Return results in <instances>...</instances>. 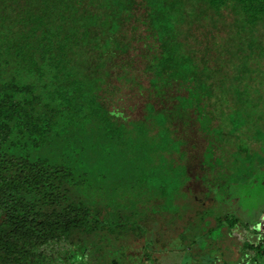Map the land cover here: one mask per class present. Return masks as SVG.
I'll use <instances>...</instances> for the list:
<instances>
[{
  "label": "trees",
  "instance_id": "obj_1",
  "mask_svg": "<svg viewBox=\"0 0 264 264\" xmlns=\"http://www.w3.org/2000/svg\"><path fill=\"white\" fill-rule=\"evenodd\" d=\"M229 15L233 16L231 43L215 33L217 21ZM202 19L211 26L202 24L206 28L201 30ZM259 26L264 27V0H0V264H140V258L134 263L128 255L125 245L130 240L124 238L128 232L137 238L147 232L130 223L109 224L102 213L106 195L99 194L97 179L90 176L88 183L80 176V152L68 144L55 150L47 146L56 139H68L67 117L72 109H97L103 114L102 122L119 124L108 111L106 93L117 86L111 84L109 72L103 71L105 56L118 60L119 54L128 55L135 44L149 38L153 46L139 55L144 62L141 74H151L149 89L155 75L175 77L178 83L182 76L193 78L195 92L190 93V82L185 87L182 83L187 93L178 96L186 101L182 108L211 109L213 117L215 91L229 94L225 80L234 72L225 64L233 63L230 58L235 46L239 47L235 44L233 49L232 42H240L239 50L247 55L252 57L256 50L264 58V43L256 34ZM140 27H145L147 36ZM187 40L200 47L197 55L187 53ZM120 64L118 79L131 87V79L136 80L135 62L127 57ZM243 67L236 73L243 74L247 68ZM255 68L248 74H262L264 82V72ZM155 83H160L158 78ZM244 96L242 90L234 91L236 100ZM152 102L150 97L145 108L153 110ZM251 120L252 114L245 109L234 114V124L230 122L228 132L237 144L236 151L229 153L234 155L229 175L237 174L239 182L248 176L252 179L246 200L254 202L264 190V125L260 115ZM168 121L164 119L163 124ZM58 122L63 126L60 129ZM204 127L222 135L208 124ZM255 143L258 149L253 148ZM157 194L166 200L164 205L156 203L157 208L165 207L169 199L160 184ZM226 199L221 201L227 203ZM187 201L203 237L204 228L217 229L224 249L237 243L231 233L237 219L229 215V209L214 216L210 205L206 214L207 205L197 207ZM134 211L142 213L139 221L148 228L158 220L145 210L135 207ZM158 231L165 233L161 228ZM159 232L150 238L155 234L158 242ZM238 250L239 260L244 259L246 250ZM202 254L197 252L199 260L210 256L207 262L213 264L212 254ZM150 262L154 264L153 259ZM233 262L224 260V264Z\"/></svg>",
  "mask_w": 264,
  "mask_h": 264
},
{
  "label": "rangeland",
  "instance_id": "obj_2",
  "mask_svg": "<svg viewBox=\"0 0 264 264\" xmlns=\"http://www.w3.org/2000/svg\"><path fill=\"white\" fill-rule=\"evenodd\" d=\"M141 13L138 12L139 15ZM232 21L233 16L229 15L228 18L218 20L215 28L217 36L229 39V43L233 34ZM202 24L211 26L204 22V19L201 20L200 25ZM205 28L203 26L201 30ZM258 28L256 34L264 43V27ZM139 29L142 35H148L145 27ZM232 43L233 49L235 44L241 47L240 42ZM185 45L189 55L191 51L194 56L198 54V45L188 40ZM152 46L153 42L149 38L144 43L135 44L128 55L119 54L118 60L115 58L110 61L108 56H105L103 71L109 72L111 84L117 86L115 89L109 87L106 93L110 102L108 111L113 120L119 123L116 127L113 121L102 122L103 114L97 109H72V114L67 117L71 125L68 139L49 142L47 149L55 150L68 144L71 150L79 151L77 158L82 161L83 167L80 176L88 183L90 176L97 179L96 185L101 192L99 194L103 192L106 195L107 206L105 211H102L107 215L106 221L111 225L130 223V226L134 225L136 229L147 232L142 238L128 232L124 239L130 242L120 239V242H127L125 246L128 248V255L135 259L134 263L140 258V264H151L152 259L154 264H208L207 259L210 256L207 259H198L201 256L198 257L197 252L202 251L203 257L212 254L213 264H224L225 259L235 261L234 264H264V190L254 202L247 201V196L252 191V179L248 176L247 181L239 182L237 174L229 175L234 166V155L229 153L236 151L237 142L228 132L234 114L245 109L252 114L251 121L255 115H260L264 125L262 74H248V70H253L255 66H258L256 70L264 72V58H260V52L256 50L251 57L246 51L235 46L236 53L230 58L233 63L229 61L225 64L227 70L234 72L225 80L229 86L226 92L229 94L223 96L221 91H215L217 99H212V117L211 109H183L187 105L186 101L178 96L187 94L182 87L188 82L192 88L190 93L195 92L197 88L193 78L189 80L182 76L183 81L178 83L175 77L155 75L154 81L151 80L153 88L149 89L151 74H141L144 62L139 55L148 53V48ZM127 57L133 59L137 68L134 77L136 83L131 79L132 88L118 79L122 71L121 58ZM180 62L193 69L183 59ZM242 65L247 68L239 75L236 71L242 69ZM236 75L241 77L233 79ZM157 78L160 83L156 86ZM170 83H173L171 87ZM236 90H242L245 95L241 101L234 98ZM148 94H151L153 100V110L144 106L150 98L147 99ZM166 118L169 121L164 125ZM234 123L233 121L232 124ZM205 124H208L210 129L219 130L222 135L215 131L209 132L208 128L204 127ZM62 127L61 122H58L56 128ZM253 143L254 141H251V145ZM256 143L253 148L258 149ZM217 158L219 161L215 163ZM239 163L240 161L237 165ZM159 184L167 192L169 200L165 207L158 209L156 205H164L166 201L161 195H155ZM238 184L241 185L240 188L237 187ZM225 197L227 203L221 201ZM187 199L197 207L207 205L203 210L206 214L210 205L214 216L222 215L229 209V215L237 219L231 229L233 239L237 243L228 250L224 249V241L219 237L217 229L209 231L204 228L203 237L197 227V216L192 213ZM233 199H236L237 203L232 202ZM135 207L149 212L151 217L157 216L158 220L151 224L153 228L140 223L142 213L135 212ZM188 213L191 214L187 216ZM160 228L165 233L159 232ZM155 232H159L158 242L155 240V234L154 239L150 238ZM210 241L216 244H207ZM105 249L110 250L109 247ZM238 249L246 250L242 260H239ZM132 262L133 259L129 260V263Z\"/></svg>",
  "mask_w": 264,
  "mask_h": 264
}]
</instances>
